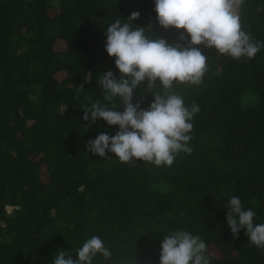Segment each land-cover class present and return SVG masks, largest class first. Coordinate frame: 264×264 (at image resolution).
<instances>
[{"label": "trees", "instance_id": "16d2710c", "mask_svg": "<svg viewBox=\"0 0 264 264\" xmlns=\"http://www.w3.org/2000/svg\"><path fill=\"white\" fill-rule=\"evenodd\" d=\"M138 11L133 27L149 38L180 40L157 21L155 0H0V264H53L58 251L99 236L112 256L92 264H160L166 234L184 230L206 243L210 264H264V248L226 220L231 197L264 223V48L240 60L200 45L207 71L198 85H173L199 106L190 154L172 166L122 163L87 150L118 125L84 121L83 107L104 101L98 78L115 57L107 26ZM242 29L264 42V0H244ZM83 89L78 90L80 86ZM146 84L133 103L154 100ZM153 93L163 91L157 81ZM123 111L119 98L108 104Z\"/></svg>", "mask_w": 264, "mask_h": 264}, {"label": "clouds", "instance_id": "9594fccd", "mask_svg": "<svg viewBox=\"0 0 264 264\" xmlns=\"http://www.w3.org/2000/svg\"><path fill=\"white\" fill-rule=\"evenodd\" d=\"M244 0H155L158 23L165 29H183L179 39L190 37L187 44L169 43L164 38H149L148 27H133L132 21L140 13L134 11L124 22L116 19L107 26L105 50L115 57L117 78L109 70L98 78L104 91V101L96 100L90 107H83L84 121L103 119L109 126L118 125L115 135L100 133L87 142V150L101 158L114 153L122 163L135 160L155 166H172L176 155L190 154L189 146L193 129L191 120L199 111L193 103L189 109L173 85H198L207 71V56L200 45L215 48L217 53L240 60L254 58L264 48V42L254 41L242 29L240 8ZM157 81L163 91L153 93ZM146 84L154 100L147 109L141 107L143 96L133 103L135 90ZM83 89L81 85L78 90ZM119 98L123 111L114 110L108 104ZM227 223L234 238L246 229L248 240L258 248H264V223H254L255 213L245 210L239 197L228 202ZM206 243L188 231L176 230L165 235L161 242L160 264H210ZM100 254L110 260L112 253L99 236H92L75 250V258L60 250L53 264H92Z\"/></svg>", "mask_w": 264, "mask_h": 264}]
</instances>
